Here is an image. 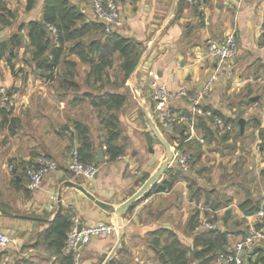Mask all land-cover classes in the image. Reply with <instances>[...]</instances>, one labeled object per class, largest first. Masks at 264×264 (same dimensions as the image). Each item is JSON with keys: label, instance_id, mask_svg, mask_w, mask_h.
<instances>
[{"label": "crops", "instance_id": "crops-1", "mask_svg": "<svg viewBox=\"0 0 264 264\" xmlns=\"http://www.w3.org/2000/svg\"><path fill=\"white\" fill-rule=\"evenodd\" d=\"M2 1L14 19L0 30V46L15 35L21 46L14 49L13 70L8 52L0 51V87H6L14 100L10 105L0 99V230L18 239V244L0 248V264H62L67 253L59 258L44 239L61 209L82 227L101 221L116 223L114 214L65 183L83 185L96 200L113 207L139 191L166 159L163 145H149L147 139L148 135L155 139L151 130L156 115L153 90L162 83L176 95L169 103L172 112L189 110V102L177 96L180 90L202 94L200 103L228 120L232 133L210 139L197 127L191 136L185 128L181 140L173 134L172 125L162 128L155 123L176 154L193 156L191 168L183 171L173 162L168 168L173 173L166 176L167 170L162 177L172 178L180 171L172 189L150 190L124 216L121 243L119 233L93 239L81 247L80 264H109L113 259L117 264H161L153 242L159 237L162 246L172 240L170 234L192 259L191 253L202 249L195 243L197 234L205 230L196 228L205 220L215 225L209 231L217 230L223 237L225 252L250 228L264 227V0H199V4L117 0L122 23L112 32L136 44L140 52L126 81L119 54L99 75L78 53L97 59L89 51L104 43L107 35L93 11V0H65L82 14L77 26H86L88 32L65 43L50 79L28 51L29 26L44 24L46 0H32L30 8L29 0L24 6ZM231 31L236 32L237 54L230 68L219 70L209 47ZM210 82L209 91L204 92ZM119 95L125 99L123 105L118 110L109 108L106 102ZM241 118L245 120L243 134ZM112 119L120 134L116 143L125 153L111 161L103 142ZM82 132L90 137L98 166L91 182L68 169ZM100 149L103 162H97ZM41 154L56 160L58 170L48 173L38 189L29 190L25 169ZM12 163L15 170L10 172ZM54 194L57 201L53 203L50 197ZM258 256L264 257V244L249 252L246 264H254ZM213 264H218L217 259Z\"/></svg>", "mask_w": 264, "mask_h": 264}, {"label": "trees", "instance_id": "trees-1", "mask_svg": "<svg viewBox=\"0 0 264 264\" xmlns=\"http://www.w3.org/2000/svg\"><path fill=\"white\" fill-rule=\"evenodd\" d=\"M0 2V30L4 28L9 20L14 19L13 12L1 4ZM32 4V0H29V8ZM82 14L76 10L75 7L71 6L65 0H46L44 10H43V22L41 25L39 23H32L28 30V41L29 47L28 51L33 56L36 65L40 70H44L47 74V78L50 79L54 73V70L59 65L62 55L64 54V46L67 41L81 39L87 35L88 30L85 27H78L77 22L82 20ZM51 24L55 26L58 30L57 38L54 39L50 36L47 29V25ZM103 32V26L101 27ZM105 41L101 45H96L91 47L90 53L95 52L97 59L88 58L89 54L83 55V51H78L82 56L83 60L92 66V69L99 73V75L106 69L113 65V56L117 53L121 60L120 68L124 72V80L126 81L131 75L139 58V50L133 42L124 39L114 32L104 35ZM264 38V33L262 35ZM9 45L10 47H7ZM21 46V41L18 35L13 36L8 44L0 46L1 53L5 51L9 54V63L13 70L14 65L11 63V59L15 57V48ZM81 49L80 44L77 45ZM123 96H111V99L106 102L110 107L118 110L124 103ZM204 110H210L211 107L205 104H201ZM213 110V109H211ZM174 113V112H173ZM182 114L189 115V112L184 110ZM213 114L218 116L219 113L213 110ZM229 124V121L226 120ZM158 124V123H156ZM213 118H206L199 116L197 117L196 127L203 132V136L206 138H215V130L212 127ZM173 134L178 135L182 140L183 131L186 128L185 124L176 125L173 124ZM108 132L106 134L104 144L106 146V152L109 156V160H115L119 156L125 153V148L117 144V140L120 138L118 133V126L113 119L107 124ZM87 132V131H86ZM86 132L81 134L80 147L78 152L80 159L84 164H92L95 161V156L93 154V147L90 137ZM232 132H227L223 136H218L219 139L224 138V136H230ZM217 137V136H216ZM177 137H174L176 139ZM193 158V156H192ZM31 168H35L36 164L33 163ZM173 173L172 170L167 171L168 174ZM175 174V173H174ZM172 176V178H164L158 184H156L151 190L154 192H165L174 186L177 181L180 171L176 173L177 175ZM135 206V204H134ZM133 206V207H134ZM194 218L192 219L194 223ZM194 228L195 225L192 224ZM73 228V219L69 212L61 211L57 214L53 224L44 233V239L46 241L47 247L52 250L59 258L63 257L65 254V245L69 232ZM172 240L162 246H160V238L156 237L154 240V245L156 248V253L159 256L161 264H190L191 260H202L201 264H213L215 259L221 254L226 253L223 247V237L218 234L217 230L209 231L205 230L197 234L196 246H201L202 249L196 250L191 253L192 259L187 256L188 249L183 247V245L176 239L175 235L170 234ZM160 246V247H159ZM159 247V248H158ZM161 253L164 254L162 258ZM204 262V263H203ZM118 260L113 259L109 264H117ZM62 264H73V259L71 254H66L65 259ZM254 264H264V257L258 256Z\"/></svg>", "mask_w": 264, "mask_h": 264}, {"label": "built area", "instance_id": "built-area-1", "mask_svg": "<svg viewBox=\"0 0 264 264\" xmlns=\"http://www.w3.org/2000/svg\"><path fill=\"white\" fill-rule=\"evenodd\" d=\"M188 1L193 4H199V0ZM92 7L95 16L103 24L105 34L111 33L115 28L121 25L122 19L117 0H93ZM47 30L50 36L54 39L57 38L58 30L55 26L48 24ZM209 50L218 62V69L227 70L232 66L238 50L236 32L231 31L226 34L220 42H212ZM229 76H232L231 72H229ZM211 85V82L208 83L204 92L209 91ZM175 96L176 95L171 92L165 84L154 85L153 100L156 103L154 123H158L162 128H168L173 124H185L186 130L189 131L191 136L196 128L197 117L202 116L213 118V129L217 137L231 132L232 126L230 124L226 123L221 117L215 116L211 110L203 109L200 103L202 94L190 93L185 89L180 90L177 94V96H181L189 102V115L182 113L175 114L170 110L169 103ZM0 99L4 103L10 105L14 104V100L10 97L6 87H0ZM200 141L204 142V139L201 138ZM192 161L193 158L190 153H175L174 162H176L183 171H188L191 168ZM35 164V168L27 167L25 169V174L28 178L27 188L29 190L38 189L48 173L58 170L57 161L47 155L41 154L37 156ZM68 169L76 176L83 177L88 182H91L98 174L97 164H84L80 159L77 149L71 152ZM8 170L13 172L15 170V165L13 163L9 164ZM50 199L54 203L57 201V196L55 194L51 195ZM261 215H264V208L261 211ZM79 226V221L75 219L73 221V228L68 234L64 249L65 253L72 255L73 264L81 263V247L89 244L95 238L107 237L118 233V227L114 222L101 221L91 226L82 227L80 231ZM213 228H215V225L205 220L196 229L211 230ZM16 244H18V239L16 237L11 236L6 231L0 230V248ZM257 244H264V227L250 228L247 234L235 244L232 250L221 253L217 257V262L218 264H246L249 252ZM145 264L151 263L147 262Z\"/></svg>", "mask_w": 264, "mask_h": 264}, {"label": "water", "instance_id": "water-1", "mask_svg": "<svg viewBox=\"0 0 264 264\" xmlns=\"http://www.w3.org/2000/svg\"><path fill=\"white\" fill-rule=\"evenodd\" d=\"M45 31L47 29L45 28ZM253 100H257V98H254ZM239 126H240V132L241 134L244 133L245 129V120L244 119H239L238 121ZM151 130L153 133V136L155 139H152V136L148 135V143L149 145H152V143H160L163 145L165 149V154H166V159L163 161L161 164L160 168L153 174L151 175L145 183L142 185V187L137 191L129 200H127L124 204H122L119 207H113L111 205H108L106 203H103L99 200H96L95 197L89 193L86 188L83 185H77L73 184L71 182L65 183L66 186H74L81 190L87 197H89L94 203L99 206L101 209L104 211L114 214L116 216V225L118 227V233H119V244L121 243L123 239V220L124 216L133 208L134 204L139 201L143 196H145L165 175L166 171L168 168H170L171 164L175 161V152L172 149L171 145L165 140L163 137L162 133L157 129L155 126L154 122H151ZM97 162H103L104 156H103V151L100 149L97 151ZM59 200V211L61 209V197H58ZM82 229V226H79V231ZM162 258H164V254L161 253Z\"/></svg>", "mask_w": 264, "mask_h": 264}, {"label": "rangeland", "instance_id": "rangeland-1", "mask_svg": "<svg viewBox=\"0 0 264 264\" xmlns=\"http://www.w3.org/2000/svg\"><path fill=\"white\" fill-rule=\"evenodd\" d=\"M6 1V0H4ZM10 2H13V3H17V4H21L22 6H24V3L26 2V0H9ZM0 2H3L2 0H0ZM23 3V4H22ZM3 5V3H1ZM118 234V233H117Z\"/></svg>", "mask_w": 264, "mask_h": 264}]
</instances>
